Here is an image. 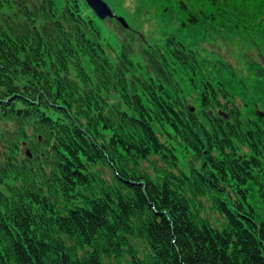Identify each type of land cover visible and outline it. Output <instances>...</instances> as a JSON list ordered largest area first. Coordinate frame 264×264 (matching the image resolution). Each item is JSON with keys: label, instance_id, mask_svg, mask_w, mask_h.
<instances>
[{"label": "trees", "instance_id": "trees-1", "mask_svg": "<svg viewBox=\"0 0 264 264\" xmlns=\"http://www.w3.org/2000/svg\"><path fill=\"white\" fill-rule=\"evenodd\" d=\"M159 3L143 63L86 0H0V264H264V64L199 41L264 45V0Z\"/></svg>", "mask_w": 264, "mask_h": 264}, {"label": "rangeland", "instance_id": "rangeland-1", "mask_svg": "<svg viewBox=\"0 0 264 264\" xmlns=\"http://www.w3.org/2000/svg\"><path fill=\"white\" fill-rule=\"evenodd\" d=\"M106 1L117 14L124 16L129 23V27H126V30H124L120 28V24L115 18L102 20L104 33L109 37L105 45L112 54L118 52L120 42H130L136 50L135 56L144 63L141 57V49L156 43L161 44L165 39L166 32L174 30L178 24L176 20L172 21L163 17L159 7V0ZM199 41L201 44L200 48L207 57L215 61L218 58L227 59L241 71L243 76L247 74L250 77L248 72L250 61L259 60L264 64V45L261 42L256 43L254 38L249 34H244L241 38H238L232 37V35L227 33L211 32L207 38L204 40L200 39ZM179 79L189 105L194 107V111H197L200 104L197 93L184 79ZM112 97L114 100L118 98V96H113V94ZM222 101H224L223 98ZM241 102V99L238 97L236 103L243 107L244 105ZM260 110L262 109L260 108ZM210 111L211 113L214 112L213 109ZM219 111H222V109H217V112ZM177 148L182 162H187L192 153L186 152L182 145H177ZM146 166L148 167L147 163ZM148 170L151 172L152 168L148 167ZM203 201L207 205L205 213L215 221L218 218V213L212 210L208 197H203ZM131 240L141 256L151 251L149 244L143 239L133 238ZM112 259L115 260L114 257ZM127 259L128 256L124 257L122 261L125 263Z\"/></svg>", "mask_w": 264, "mask_h": 264}, {"label": "water", "instance_id": "water-1", "mask_svg": "<svg viewBox=\"0 0 264 264\" xmlns=\"http://www.w3.org/2000/svg\"><path fill=\"white\" fill-rule=\"evenodd\" d=\"M90 8L93 10V12L100 18V19H106V18H116L119 20L123 26L129 27V23L127 22L126 18L122 15H118L114 12V10L111 8V6L108 4L106 0H86ZM192 110H194V107H191ZM221 115L225 117H229L228 113L225 111H219ZM264 114V112H262ZM27 153L31 154L30 148H27Z\"/></svg>", "mask_w": 264, "mask_h": 264}, {"label": "bare ground", "instance_id": "bare-ground-1", "mask_svg": "<svg viewBox=\"0 0 264 264\" xmlns=\"http://www.w3.org/2000/svg\"><path fill=\"white\" fill-rule=\"evenodd\" d=\"M112 18H114V17H112ZM116 19V18H115Z\"/></svg>", "mask_w": 264, "mask_h": 264}]
</instances>
